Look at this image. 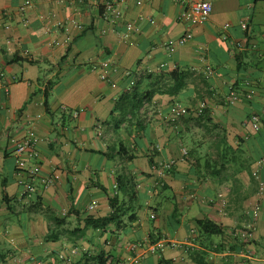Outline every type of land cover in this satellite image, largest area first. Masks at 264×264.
I'll return each mask as SVG.
<instances>
[{"label":"crops","instance_id":"1","mask_svg":"<svg viewBox=\"0 0 264 264\" xmlns=\"http://www.w3.org/2000/svg\"><path fill=\"white\" fill-rule=\"evenodd\" d=\"M105 1L0 0V264H264V0H208L195 25L183 0H117V18ZM133 87L152 95L123 118ZM203 218L223 232L201 234Z\"/></svg>","mask_w":264,"mask_h":264},{"label":"built area","instance_id":"2","mask_svg":"<svg viewBox=\"0 0 264 264\" xmlns=\"http://www.w3.org/2000/svg\"><path fill=\"white\" fill-rule=\"evenodd\" d=\"M137 5L142 3V0H135ZM115 2L117 0H106L103 4V11L106 15H110L113 18H117L121 15L120 9L115 6ZM184 4V10L181 14V18L187 21L190 25H195L204 22L210 15L212 6L211 3L208 0H183ZM192 36L191 32H185L179 39L178 44L185 43L188 39H190ZM107 63H102L101 67H106ZM212 73V69L209 65H206L204 68V74L205 77H209ZM106 74L103 73L101 75V78H105ZM246 97H250V93L245 94ZM226 102L231 104L234 103L239 99L238 93L235 91L232 85L229 86V91L227 95L225 96ZM204 107V104H200L198 108L196 107L195 112L196 114L200 113ZM184 112L183 108L181 106H175L174 107V115L171 119L177 118ZM258 118L256 115L252 116V120L256 121ZM15 153L17 156L16 165L17 168H19L21 171H23L27 176V184H26V191L33 192L34 186L32 183V180H34L36 177L39 176L40 173V166L39 163L36 161L32 165H27V159L28 158H35L37 159L38 156V149L36 146L35 141L30 137L27 136L20 140L19 142H16L15 144ZM183 154H186V151L183 150ZM261 162H264V157L260 160ZM41 181L44 184H48L52 182V179L47 176L40 177ZM262 184V182L260 183ZM251 235L250 231L246 230L243 231L241 236L244 238H247ZM165 245L170 246H176L177 244L175 242H165L164 240H159L157 243L152 244L150 246V250H154L155 248H163ZM119 264H126L125 262H121Z\"/></svg>","mask_w":264,"mask_h":264},{"label":"trees","instance_id":"3","mask_svg":"<svg viewBox=\"0 0 264 264\" xmlns=\"http://www.w3.org/2000/svg\"><path fill=\"white\" fill-rule=\"evenodd\" d=\"M172 77L174 78V82L165 90L164 93H168L169 95L177 94L181 88L183 87V77L176 73H171ZM50 87V82H47L44 88V102L46 105L47 100V94H48V88ZM152 93L145 92V93H139L135 90V88H131L128 91H125L122 93V95L119 97V101L115 103V109L118 110L121 113V116L124 118L128 114H134V111L138 110L139 106L142 104L144 99H148L151 97ZM142 125V124H140ZM4 186H2V191L4 192ZM112 201V199H111ZM114 203H116L117 198L114 197ZM117 209L111 214L110 216H107L105 218H102L101 220H96V224H105L107 222L113 221L117 216ZM196 224L198 226V230L201 234H204L206 236L211 235H219L223 232V226L222 224L216 223L213 220L209 218H203L196 220ZM194 259L196 263L198 264H206V262L203 260V257H201V261L197 262V255H200L197 251L194 252ZM106 262H110V258L105 259Z\"/></svg>","mask_w":264,"mask_h":264},{"label":"rangeland","instance_id":"4","mask_svg":"<svg viewBox=\"0 0 264 264\" xmlns=\"http://www.w3.org/2000/svg\"><path fill=\"white\" fill-rule=\"evenodd\" d=\"M195 141V140H194ZM167 195H169L170 194V192L168 191V192H165ZM171 195V194H170ZM162 196L161 195H159V196H157V200L158 199H160Z\"/></svg>","mask_w":264,"mask_h":264}]
</instances>
